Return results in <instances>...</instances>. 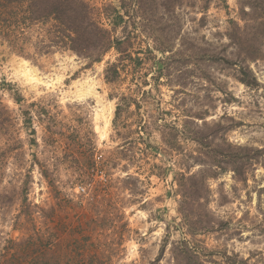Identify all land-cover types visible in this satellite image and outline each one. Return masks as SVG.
I'll use <instances>...</instances> for the list:
<instances>
[{
  "label": "rangeland",
  "instance_id": "1",
  "mask_svg": "<svg viewBox=\"0 0 264 264\" xmlns=\"http://www.w3.org/2000/svg\"><path fill=\"white\" fill-rule=\"evenodd\" d=\"M248 1L85 0L120 41L99 62L52 48L51 20L0 34V264H264Z\"/></svg>",
  "mask_w": 264,
  "mask_h": 264
},
{
  "label": "trees",
  "instance_id": "2",
  "mask_svg": "<svg viewBox=\"0 0 264 264\" xmlns=\"http://www.w3.org/2000/svg\"><path fill=\"white\" fill-rule=\"evenodd\" d=\"M248 4L252 10L260 12L259 20L264 19V0H250ZM48 20H51L53 25V37H49L52 48L70 51L83 57L88 63L99 62L114 44L120 42L112 40L109 33L93 19L85 0H0V34L12 48L17 47L14 43L16 37L23 36L27 26H35ZM260 24H263V21L258 23ZM255 57L253 54H245L241 61L245 63ZM241 71L243 76H247L245 69ZM105 77L107 81L116 80L119 77L117 67H107ZM15 101L20 102L21 97L17 96ZM118 111L117 107L116 115ZM234 157L230 156L228 162L235 159ZM232 171L239 181L245 180L244 172H238L236 167Z\"/></svg>",
  "mask_w": 264,
  "mask_h": 264
}]
</instances>
